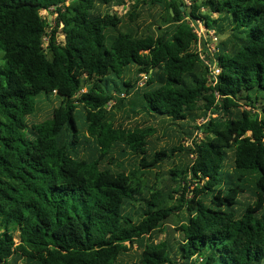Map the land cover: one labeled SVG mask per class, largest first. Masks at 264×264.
Segmentation results:
<instances>
[{
	"label": "trees",
	"instance_id": "1",
	"mask_svg": "<svg viewBox=\"0 0 264 264\" xmlns=\"http://www.w3.org/2000/svg\"><path fill=\"white\" fill-rule=\"evenodd\" d=\"M126 4L0 0V264H264V0Z\"/></svg>",
	"mask_w": 264,
	"mask_h": 264
},
{
	"label": "rangeland",
	"instance_id": "2",
	"mask_svg": "<svg viewBox=\"0 0 264 264\" xmlns=\"http://www.w3.org/2000/svg\"><path fill=\"white\" fill-rule=\"evenodd\" d=\"M134 1L135 0H127V4L125 7L113 6V7H109V8H103V12L112 11L113 13H116V15L122 16L126 13L127 6L130 5L131 3H133ZM201 12L204 13L203 10ZM41 14L43 16H47L50 21H53V19H54V16H52L49 12L42 11ZM156 15H157V12L155 14L153 12L151 14L147 13L145 18H143L142 25H144V27H145L151 21L153 22V18H155V17L157 18ZM194 29H195L197 35L199 36L198 49L201 52V57L204 60L205 65L207 66L208 61H206L207 59L205 58L204 53L206 52L207 55L211 53V51H210V39H211V34L213 32L212 31L207 32L206 29L203 27V25L200 22L194 23ZM57 39L59 41L63 40V35L60 32V30L57 33ZM53 105H55V103ZM49 110H50V108H47L45 110V112L40 114V116L38 117L40 119V121L45 119V116L49 113ZM112 115H113L112 117H113L114 121H121L123 119V116H121L122 115L121 110H117V109L115 110L114 109V111L112 112ZM136 120H137V122L139 121L138 119H136ZM125 121H127V123H124V124L128 126V123H130L129 121H131V119H128V120L125 119ZM201 121H202V119L197 120V124L200 123ZM162 133H164V132L160 131L159 134L157 135V137L155 139H152V144H154V145L159 144L160 146H166V145H171L173 143H176V140L173 138L171 132H169V134L166 136H165V134L162 135ZM189 144H190V141L185 142L186 147L189 146ZM187 163H188V159H186L184 154H182L180 152H175L174 156L171 158V160H169L168 163H166L167 165L165 167H163V169H158V172H162L163 170H169L173 166L185 167L187 165ZM154 176L155 175H153V173H147V177L149 178L150 182H154ZM194 182H196V180ZM195 187H200V184L199 183H191L189 185L190 190L195 188ZM240 198H241V200H247L248 201L250 199V195H249V193H246V194L241 195ZM132 211H133V209H132ZM166 226L168 227L169 224L165 225L164 228H166ZM155 238L156 239H154L153 242L157 245H161L164 242V240L166 239V232L157 234L155 236ZM14 264H24V262L18 259L14 262Z\"/></svg>",
	"mask_w": 264,
	"mask_h": 264
},
{
	"label": "built area",
	"instance_id": "3",
	"mask_svg": "<svg viewBox=\"0 0 264 264\" xmlns=\"http://www.w3.org/2000/svg\"><path fill=\"white\" fill-rule=\"evenodd\" d=\"M184 4L187 6H190V3H191V0H183ZM195 30V29H194ZM196 32V31H195ZM213 32V31H212ZM197 34V33H196ZM198 36V35H197ZM199 37V36H198ZM211 41L213 42V44L211 43L210 44V51L211 53L215 51V45H216V42H217V38L214 36V33L211 34ZM207 66H209L207 64ZM220 73V70L218 68H216V66H212L210 67V78H211V81L215 80L216 76ZM143 77V76H142ZM145 77H143V81H144ZM143 81H140L139 82V87H141L144 83ZM207 120L206 119H203L202 118V121L201 123H204L205 121Z\"/></svg>",
	"mask_w": 264,
	"mask_h": 264
}]
</instances>
